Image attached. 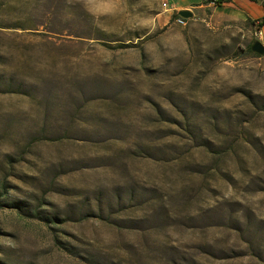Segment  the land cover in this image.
Segmentation results:
<instances>
[{"label":"rangeland","instance_id":"374dc122","mask_svg":"<svg viewBox=\"0 0 264 264\" xmlns=\"http://www.w3.org/2000/svg\"><path fill=\"white\" fill-rule=\"evenodd\" d=\"M163 2L0 0V264H264L259 22Z\"/></svg>","mask_w":264,"mask_h":264},{"label":"crops","instance_id":"0c3cea01","mask_svg":"<svg viewBox=\"0 0 264 264\" xmlns=\"http://www.w3.org/2000/svg\"><path fill=\"white\" fill-rule=\"evenodd\" d=\"M177 1V4L172 5L173 13L177 14V16L180 11H192L196 17V11L204 13L206 10H211L213 14L212 18H215L216 22H236L246 20V18L260 22L264 18V0H230V3L223 4L221 7L206 4L204 0ZM260 31L262 33L261 42L264 45V26L260 27ZM54 82L61 81L55 80ZM33 99L34 100H30L31 104L28 103V98L22 99L23 106L21 111L19 112L16 109L15 125L20 126L18 130L24 132L40 131L43 133H49L51 131L65 132L72 130L73 126L75 130L82 129L86 131L87 126L94 123L96 125L106 126L109 130L111 129L110 126L112 123H108L102 119H95V121L92 115L87 116L85 112H79L78 109H86L85 103L75 105L76 109L73 113L67 111V114L57 112L53 115L47 110V107H49L48 102L40 105V103H38L40 101H37L36 98ZM34 107H41L43 110L37 114ZM102 128L104 130V127ZM102 128H100V130ZM103 168H110V170L114 172V160L110 165H104Z\"/></svg>","mask_w":264,"mask_h":264},{"label":"water","instance_id":"95a60500","mask_svg":"<svg viewBox=\"0 0 264 264\" xmlns=\"http://www.w3.org/2000/svg\"><path fill=\"white\" fill-rule=\"evenodd\" d=\"M178 16L186 20H191L195 17L192 11H180ZM251 50L259 56H264V45L260 41L255 42Z\"/></svg>","mask_w":264,"mask_h":264},{"label":"built area","instance_id":"2783aa9c","mask_svg":"<svg viewBox=\"0 0 264 264\" xmlns=\"http://www.w3.org/2000/svg\"><path fill=\"white\" fill-rule=\"evenodd\" d=\"M204 2H205L206 4L215 5L214 0H204ZM163 7L165 8V11H166V12L173 11V8H171L170 5H169L167 2H163ZM175 22H176L179 26H186L188 20L183 19V18L177 16Z\"/></svg>","mask_w":264,"mask_h":264},{"label":"trees","instance_id":"16d2710c","mask_svg":"<svg viewBox=\"0 0 264 264\" xmlns=\"http://www.w3.org/2000/svg\"><path fill=\"white\" fill-rule=\"evenodd\" d=\"M214 2L216 6L221 7L223 6V4L230 3L231 1L230 0H214ZM176 17H177V14L174 15V18ZM259 26L260 27L264 26V18L262 19V21L259 22Z\"/></svg>","mask_w":264,"mask_h":264},{"label":"clouds","instance_id":"9594fccd","mask_svg":"<svg viewBox=\"0 0 264 264\" xmlns=\"http://www.w3.org/2000/svg\"><path fill=\"white\" fill-rule=\"evenodd\" d=\"M85 6H87L88 0H84Z\"/></svg>","mask_w":264,"mask_h":264}]
</instances>
